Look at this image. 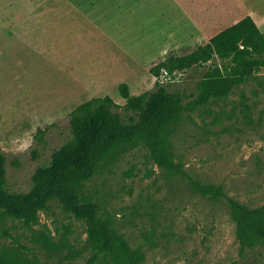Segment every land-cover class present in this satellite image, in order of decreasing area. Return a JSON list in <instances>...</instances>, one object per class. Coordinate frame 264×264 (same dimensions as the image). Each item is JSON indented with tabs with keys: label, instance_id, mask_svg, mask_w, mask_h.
Masks as SVG:
<instances>
[{
	"label": "rangeland",
	"instance_id": "rangeland-1",
	"mask_svg": "<svg viewBox=\"0 0 264 264\" xmlns=\"http://www.w3.org/2000/svg\"><path fill=\"white\" fill-rule=\"evenodd\" d=\"M18 1L0 0L1 24L12 16L5 6ZM248 1L263 17L264 33V0ZM54 5L51 21L30 27L14 18L18 34L0 27V148L15 191H27L34 170L71 138L70 112L80 102L109 95L127 117L119 84L126 82L131 94L151 89L156 77L150 68L175 39L169 22L152 26L150 13L130 15L109 0ZM197 46L181 40L164 56ZM200 74L197 67L178 71L175 83L192 87ZM168 134L187 174L221 184L250 206L264 204V66L226 97L184 112ZM80 193L147 264H264V242L240 250L226 199L202 195L186 175L160 167L141 141L117 147ZM2 255L36 264H112L92 249L85 220L58 200L39 207L32 219L0 211Z\"/></svg>",
	"mask_w": 264,
	"mask_h": 264
},
{
	"label": "trees",
	"instance_id": "trees-1",
	"mask_svg": "<svg viewBox=\"0 0 264 264\" xmlns=\"http://www.w3.org/2000/svg\"><path fill=\"white\" fill-rule=\"evenodd\" d=\"M264 66V33L250 15L214 34L185 55L169 54L150 68L154 86L131 94L126 82L118 90L130 110L123 117L115 100L93 96L70 112L71 138L53 149L49 160L32 174L27 191L11 190L7 182L6 156L0 148V211L32 219L36 210L50 200L85 220L92 249L109 256L112 264H147L108 220L98 205L80 193L81 184L91 178L99 163L126 143L143 142L151 158L171 172L186 175L196 191L213 199L225 198L235 223L240 250L264 242V204L250 206L228 195L221 184L202 183L176 160L169 140V126L184 112L226 97ZM200 70L192 87L175 83V73ZM165 77V78H164ZM0 264H36L13 255H2Z\"/></svg>",
	"mask_w": 264,
	"mask_h": 264
},
{
	"label": "crops",
	"instance_id": "crops-1",
	"mask_svg": "<svg viewBox=\"0 0 264 264\" xmlns=\"http://www.w3.org/2000/svg\"><path fill=\"white\" fill-rule=\"evenodd\" d=\"M109 2L116 10L123 5L124 10L130 15L136 12L150 13L152 26H156L161 20L170 23L168 26L172 29L171 36L175 35V39L163 49L160 57L162 59L166 57L165 53L172 49L170 46L173 43L179 44L181 40L189 44L205 43L211 36L246 15H250L259 28L263 23L261 21L263 17L257 16L248 0H109ZM54 6H58L54 5V0H19L17 3L8 4L5 8L12 12V19L4 24L0 23V27H9L13 29L12 34L15 32L18 34L14 18L31 27L38 19L51 21ZM164 12L166 15H163ZM142 20L133 18L132 21L136 23Z\"/></svg>",
	"mask_w": 264,
	"mask_h": 264
}]
</instances>
